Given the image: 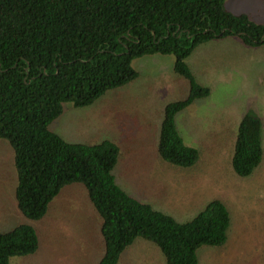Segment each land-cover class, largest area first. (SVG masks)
Masks as SVG:
<instances>
[{
	"label": "trees",
	"instance_id": "obj_1",
	"mask_svg": "<svg viewBox=\"0 0 264 264\" xmlns=\"http://www.w3.org/2000/svg\"><path fill=\"white\" fill-rule=\"evenodd\" d=\"M226 2L0 0V139L14 150L15 196L25 218L42 220L65 187L81 184L102 219L105 251L97 264H118L137 239L154 243L166 264H200V248L227 242L231 217L222 201L210 202L191 221L178 222L117 184V144L68 143L50 130L65 103L89 107L139 78L135 60L171 55L175 73L189 83V95L166 106L158 153L173 166H195L199 152L184 143L176 117L211 91L198 83L187 59L198 47L228 37L250 48L264 47V24L228 11ZM263 156V124L249 113L238 130L235 173L251 176ZM38 248L30 225L0 231V264Z\"/></svg>",
	"mask_w": 264,
	"mask_h": 264
},
{
	"label": "rangeland",
	"instance_id": "obj_2",
	"mask_svg": "<svg viewBox=\"0 0 264 264\" xmlns=\"http://www.w3.org/2000/svg\"><path fill=\"white\" fill-rule=\"evenodd\" d=\"M225 8L264 23V0H227ZM174 62L171 55L135 60L137 80L107 92L89 107L65 103L50 130L68 143L117 144V184L178 222L191 221L210 202L222 201L231 217L227 242L200 248V264H264V156L249 177L238 176L232 166L239 126L249 113L262 121L264 150V47L223 39L198 47L187 59L198 83L211 91L176 117L184 143L199 152L198 163L190 168L165 163L158 153L166 106L189 95V83L175 73ZM17 181L14 150L0 139V216L5 218L0 231L26 224L39 237L35 254L12 257L11 264H97L102 259V219L83 185L65 187L46 216L31 221L18 209ZM118 264L166 261L154 243L137 239Z\"/></svg>",
	"mask_w": 264,
	"mask_h": 264
},
{
	"label": "crops",
	"instance_id": "obj_3",
	"mask_svg": "<svg viewBox=\"0 0 264 264\" xmlns=\"http://www.w3.org/2000/svg\"><path fill=\"white\" fill-rule=\"evenodd\" d=\"M231 12V11H230ZM232 13H234L235 14V12H232ZM256 23V22H255ZM258 24H264V23H258ZM225 39H233L234 40V42H237L238 44H240V45H244L243 44V42L240 40V39H238V38H236V37H228V38H225ZM223 40V39H222ZM215 41H218V40H215ZM213 42V41H212ZM208 44V43H207ZM245 46V45H244ZM1 214V213H0ZM5 220V218H1V216H0V221H4ZM19 225H21V224H19Z\"/></svg>",
	"mask_w": 264,
	"mask_h": 264
}]
</instances>
